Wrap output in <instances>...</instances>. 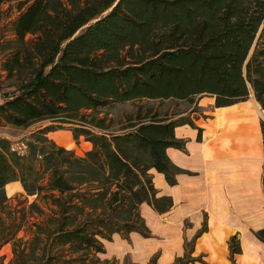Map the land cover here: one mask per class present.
<instances>
[{
  "label": "trees",
  "instance_id": "16d2710c",
  "mask_svg": "<svg viewBox=\"0 0 264 264\" xmlns=\"http://www.w3.org/2000/svg\"><path fill=\"white\" fill-rule=\"evenodd\" d=\"M1 73L14 90L3 93L0 125L51 122L22 152L0 139V215L12 181L49 209H38L43 217L24 241L14 237L21 222L3 227L0 218L8 264H117L101 258L103 240L149 237L141 204L160 214L173 205L152 170L170 185L188 172L166 150L184 147L176 127L209 117L199 99L222 107L252 95L264 113V0H0ZM65 124L91 144L83 155L47 136ZM259 129L264 153L261 118ZM262 186L264 194V173ZM253 234L264 243V227ZM228 247L235 264L237 234ZM190 251L171 264L201 261Z\"/></svg>",
  "mask_w": 264,
  "mask_h": 264
},
{
  "label": "crops",
  "instance_id": "0c3cea01",
  "mask_svg": "<svg viewBox=\"0 0 264 264\" xmlns=\"http://www.w3.org/2000/svg\"><path fill=\"white\" fill-rule=\"evenodd\" d=\"M206 98L201 97L198 104L212 105L211 115L194 119V127H176L175 135L185 141L184 147L166 150L169 159L188 172L178 174L177 182L170 185L162 173L152 170L155 188L172 198V207L160 214L147 203L141 204L151 235L114 233L110 240H103L105 253L126 255L137 264H149L153 256H157L156 264H171L191 249L189 256L201 261L186 264H231L228 239L237 234L241 252L234 255L235 264H264V243L253 234L264 227L259 124L249 102L214 107L213 98ZM231 135L249 138L251 145L244 150L241 143H228ZM13 182L19 185L15 192L22 189L19 181L9 183ZM205 219L207 228L200 231Z\"/></svg>",
  "mask_w": 264,
  "mask_h": 264
},
{
  "label": "rangeland",
  "instance_id": "374dc122",
  "mask_svg": "<svg viewBox=\"0 0 264 264\" xmlns=\"http://www.w3.org/2000/svg\"><path fill=\"white\" fill-rule=\"evenodd\" d=\"M8 5H5L4 8H7ZM12 15L16 14L15 9L13 8L11 11ZM9 82L6 81L5 74L1 73L0 76V101L2 100L3 93L6 91H12L14 89L7 86ZM207 97L204 101H208L209 97L211 96H203ZM213 98V97H212ZM213 101V99H212ZM238 102V103H243ZM246 102L250 103L251 108L253 109V113L255 116V119L257 120L259 124V119L264 120V113L260 110L259 105L254 100L253 96L250 95L249 98L246 100ZM235 103V104H238ZM232 104V105H235ZM228 105V106H232ZM212 105H208L206 107H202L201 110L198 112H201L204 115H211ZM197 112V113H198ZM196 114V113H195ZM193 114V115H195ZM203 118V117H201ZM51 122L48 120H43L39 122H35L31 124L30 126L26 128L22 127H14L10 125L2 124L0 125V139H7L10 141L11 146L22 152L24 149L23 141L35 130L44 127L45 125L50 124ZM220 128L224 130V128L220 125H218ZM225 132V131H224ZM47 136L52 139L57 145L62 146L66 149H71L75 152L77 155H83L85 151L90 149V143L85 141L83 137L78 138V141H75L72 136V131L69 129V125L65 124L60 129H56L54 131H51L47 134ZM226 136V135H225ZM228 143H236V144H243L244 150H247L251 143L249 142V138H246L244 136H234L231 139L226 138ZM20 183V182H19ZM10 186L8 195L6 194V197L8 198L7 205L8 210L5 213H2L0 215L1 223L3 224V227H7L11 219H15V222H21L20 228L16 231L14 237L15 239H21L22 241L29 239L34 231L33 222L38 221L42 219L43 215L40 214L38 211L41 210L43 213L47 214L49 213V209L47 204H45L43 201H40L36 195H27L23 188L19 189L18 192H15L16 186H19L18 183L13 182L9 183L7 186ZM5 190V188H4ZM35 202L34 207L31 206V204ZM1 224V225H2ZM104 255V256H103ZM101 258L106 259H115L117 261V264H125V261H131V259L126 255H121L113 257L109 250L106 253H103L100 255ZM13 257L12 253V244L6 243L1 246L0 248V264H8L10 260ZM132 262V261H131Z\"/></svg>",
  "mask_w": 264,
  "mask_h": 264
},
{
  "label": "bare ground",
  "instance_id": "6f19581e",
  "mask_svg": "<svg viewBox=\"0 0 264 264\" xmlns=\"http://www.w3.org/2000/svg\"><path fill=\"white\" fill-rule=\"evenodd\" d=\"M229 118H230V117H228V119H229ZM232 135H233V134H232ZM232 135H231V136H232ZM232 137H234V136H232Z\"/></svg>",
  "mask_w": 264,
  "mask_h": 264
}]
</instances>
